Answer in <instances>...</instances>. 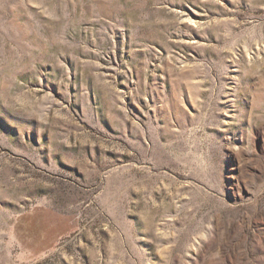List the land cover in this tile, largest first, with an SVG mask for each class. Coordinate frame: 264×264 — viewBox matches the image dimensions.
I'll return each instance as SVG.
<instances>
[{
	"label": "rangeland",
	"instance_id": "374dc122",
	"mask_svg": "<svg viewBox=\"0 0 264 264\" xmlns=\"http://www.w3.org/2000/svg\"><path fill=\"white\" fill-rule=\"evenodd\" d=\"M0 264H264V0H0Z\"/></svg>",
	"mask_w": 264,
	"mask_h": 264
}]
</instances>
